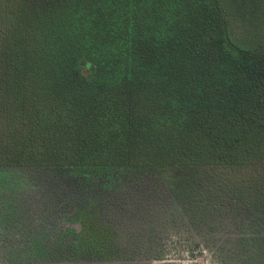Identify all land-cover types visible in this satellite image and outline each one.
<instances>
[{
	"label": "trees",
	"instance_id": "obj_1",
	"mask_svg": "<svg viewBox=\"0 0 264 264\" xmlns=\"http://www.w3.org/2000/svg\"><path fill=\"white\" fill-rule=\"evenodd\" d=\"M10 1L0 182L46 172L102 189L142 169L201 211L207 194L264 208V0H46L50 25L15 39ZM173 134L186 150L166 151Z\"/></svg>",
	"mask_w": 264,
	"mask_h": 264
},
{
	"label": "rangeland",
	"instance_id": "obj_2",
	"mask_svg": "<svg viewBox=\"0 0 264 264\" xmlns=\"http://www.w3.org/2000/svg\"><path fill=\"white\" fill-rule=\"evenodd\" d=\"M10 2L13 39L39 37L50 25L40 16L46 0ZM5 7L0 0V31ZM173 136L166 151L186 150ZM33 174L1 179L0 264H264V208L207 194L201 211L142 169L102 189L82 175Z\"/></svg>",
	"mask_w": 264,
	"mask_h": 264
}]
</instances>
